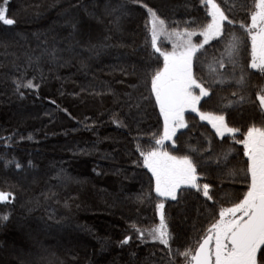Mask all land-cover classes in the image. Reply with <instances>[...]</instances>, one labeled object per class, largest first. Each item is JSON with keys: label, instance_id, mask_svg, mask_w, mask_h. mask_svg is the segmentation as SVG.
I'll return each mask as SVG.
<instances>
[{"label": "trees", "instance_id": "trees-1", "mask_svg": "<svg viewBox=\"0 0 264 264\" xmlns=\"http://www.w3.org/2000/svg\"><path fill=\"white\" fill-rule=\"evenodd\" d=\"M236 2L235 11L227 12L235 26L225 35L243 41L236 67L225 55L219 69L225 82L214 84L211 98L198 107L224 114L229 127L246 131L261 122L251 101L264 88V73L248 67L250 39L239 27L246 12ZM141 3L154 8L169 30L191 21L198 30L205 22L200 0H0L16 21L0 23V191L15 197L0 203V215L10 216L0 222V264H169V249L141 240L136 231L158 223L155 205L161 201L172 258L183 264L175 253L204 235L213 221L210 206L218 214L246 190L239 171L243 146L231 136H216L210 124L187 111L186 127L165 143L166 150L195 161L199 183L211 185L214 201L183 187L177 200L151 191V173L137 147L150 150L162 134L145 72L162 67L163 60L151 48ZM224 49V40L205 45L194 69L198 78L212 83L209 65ZM28 81L36 87L17 90V83ZM229 149L225 163L219 157ZM230 169L238 174L229 176ZM126 236L129 243L121 245Z\"/></svg>", "mask_w": 264, "mask_h": 264}, {"label": "snow or ice", "instance_id": "snow-or-ice-1", "mask_svg": "<svg viewBox=\"0 0 264 264\" xmlns=\"http://www.w3.org/2000/svg\"><path fill=\"white\" fill-rule=\"evenodd\" d=\"M140 3L141 0H133ZM227 8L222 7L217 0H200L205 9V22L197 29L191 28L195 21L186 22L183 29H173L167 32L166 21L158 15L154 8L141 3L149 17L150 45L154 53L163 59V66L154 71L145 72V82L150 79V93L155 98V105L159 108V115L163 119V133L154 137V147L145 151L137 147L143 158V167L151 173L150 182L154 185L157 197L177 200L178 190L183 188L195 189L202 193L206 201H214V194L209 183H199L197 164L189 155L176 156L166 150L165 141L175 136L177 129L186 127L185 113H196L202 121L206 120L215 130L218 137L231 136L236 144L243 146V157L246 158L244 167L239 171L244 174L246 190L241 196L231 201V206L220 207L218 214L214 205L211 215L213 221L204 235L197 239L195 246L189 245L183 251L177 250L175 256L182 258L183 264H264V88L255 94L251 101L254 108L259 109L261 122L247 126L246 131L229 127L224 114L204 112L200 110L201 100L211 98L210 93L214 84H223L224 73L219 69L225 66L224 56L235 69L237 57L243 41L235 34L227 37L226 29L235 26L234 19L227 12H234L236 0H223ZM7 0H5V5ZM239 7L246 12V20L239 27L251 41V60L248 67L264 73V0H239ZM124 10V6H120ZM0 23L12 26L16 23L9 18L6 6H0ZM165 35L172 43V50L165 51L159 46V37ZM199 36L202 40L194 43L192 37ZM174 37V39H173ZM212 40H224V54L214 59L209 65L212 83L198 78L194 71L201 50ZM157 58V59H158ZM235 76V72L232 73ZM245 77L243 71L237 84L243 86ZM22 87H36L31 81L26 84L17 83V90ZM236 95V93H233ZM240 103L245 102L241 95ZM138 107V105H137ZM121 126L119 121H115ZM242 136L238 138L237 134ZM232 155L231 149L220 154L219 159L225 163ZM15 163L21 169L19 162L6 161L5 166ZM237 170L230 169L229 176L237 175ZM147 199H151L149 192ZM15 197L11 192H0V203H13ZM215 203V202H214ZM160 222L157 226L147 230V236L158 241L169 249V264H178L172 258L170 241L172 236L164 217V203L155 205ZM9 214L0 215V222H7ZM140 239L145 238V231L136 229ZM131 237L126 236L121 245L129 243Z\"/></svg>", "mask_w": 264, "mask_h": 264}, {"label": "rangeland", "instance_id": "rangeland-1", "mask_svg": "<svg viewBox=\"0 0 264 264\" xmlns=\"http://www.w3.org/2000/svg\"><path fill=\"white\" fill-rule=\"evenodd\" d=\"M149 20V19H148ZM149 29H150V24H149ZM167 29V28H166ZM173 30V29H172ZM172 30H169V29H167V32H171ZM196 37L197 36H194V37H192V40H193V42L194 43H199L201 40H202V37H199L200 38V40H196ZM173 39H174V37H173ZM250 45H251V41H250ZM159 46L162 48V50H165V51H171L172 50V43L170 42V40L168 39V38H166V36L165 35H161L160 37H159ZM163 60V59H162ZM250 60H251V56H250ZM163 66V65H162ZM199 117V116H198ZM200 118V117H199ZM204 122H207L206 120H204ZM208 123V122H207ZM209 124V123H208ZM212 127V126H211ZM180 129H182V128H179V129H177V131H179ZM176 131V132H177ZM162 133H163V130H162ZM162 135V134H161ZM172 139H173V137H172ZM172 139L171 140H169V141H165V143H167V142H170V143H172ZM183 187V186H182ZM1 192V191H0ZM162 200L163 199H166V198H161ZM157 216H158V219H159V221H158V223L157 224H155L153 227H155V226H157L158 224H159V222H160V217H159V215L157 214ZM153 227H151V228H153ZM151 228H149V229H151ZM147 230L148 229H146V230H144L145 231V238L144 239H147V240H152L151 239V237H149V236H147ZM20 236H22L23 238H24V240H26V242H27V239L30 241V238L29 237H27L26 236V234L25 233H21V235ZM29 241H28V243H29ZM20 242V241H19ZM31 242H32V237H31ZM18 243V242H17Z\"/></svg>", "mask_w": 264, "mask_h": 264}]
</instances>
